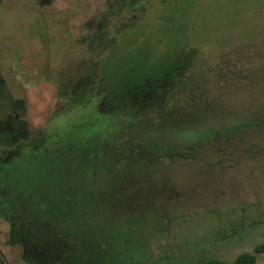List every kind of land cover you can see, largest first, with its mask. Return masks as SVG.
Returning <instances> with one entry per match:
<instances>
[{
    "label": "rangeland",
    "instance_id": "1",
    "mask_svg": "<svg viewBox=\"0 0 264 264\" xmlns=\"http://www.w3.org/2000/svg\"><path fill=\"white\" fill-rule=\"evenodd\" d=\"M103 89L134 92L108 99L120 109L71 150L62 136ZM50 134L34 190L0 181L8 264H25L11 229L54 264L252 253L264 243V0H0L1 150Z\"/></svg>",
    "mask_w": 264,
    "mask_h": 264
},
{
    "label": "trees",
    "instance_id": "2",
    "mask_svg": "<svg viewBox=\"0 0 264 264\" xmlns=\"http://www.w3.org/2000/svg\"><path fill=\"white\" fill-rule=\"evenodd\" d=\"M137 88V87H136ZM133 90H127L123 94H117L115 96L108 95L107 90L101 92H97V94H93L91 99H95L91 103V112H87L89 119L83 118L82 123L78 126H75L73 130H71L68 134H64L61 140L65 141L66 146L71 150H77L85 141L87 136H92V134H96L99 132V128L105 123L112 114H115V109H120L121 103L115 104L112 109H108L105 106V103L109 104V100L113 97L116 102V98L121 95L123 98H126L128 95H132ZM110 96V97H109ZM85 102L83 104L76 105V108L85 109ZM104 104L105 108H102ZM75 109V108H74ZM73 110V108H72ZM86 114V113H84ZM212 134V132H209ZM50 134L45 137L44 143L38 142L36 140L34 142L31 141H19L20 145L13 147L14 149L10 150L9 153H3V147H0V181L2 179L6 180V182L1 181V183H5L6 186L11 188L12 192L17 195H22L25 193V190L31 189L34 190L32 185L37 184V180L40 177L39 174L44 175L45 170H36V164L38 162L43 163L46 166V161L51 158V154H55L54 150V142L56 141V135ZM43 179V178H41ZM36 187V185H35ZM33 188V189H32ZM6 209L4 207H0V217H6ZM8 245H19L22 248V260L25 264H54L51 262V259L54 255L56 258V254L53 252L46 251V255H36L33 251L29 252L30 248H27L28 244L25 241L21 242L18 240V236L14 230L11 229L10 239L7 243ZM264 253V243L258 244L254 247L253 252H244L239 254L232 262H226L218 258L209 257L207 255L199 256L195 264H258L257 263V255ZM31 254L33 257H31ZM46 259L47 262L44 260ZM0 264H8L5 257L0 254Z\"/></svg>",
    "mask_w": 264,
    "mask_h": 264
}]
</instances>
